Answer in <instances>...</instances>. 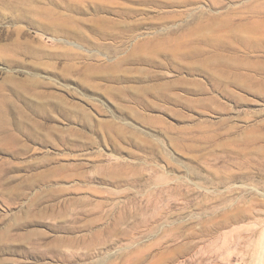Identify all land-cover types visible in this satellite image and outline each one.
Here are the masks:
<instances>
[{
    "label": "rangeland",
    "instance_id": "rangeland-1",
    "mask_svg": "<svg viewBox=\"0 0 264 264\" xmlns=\"http://www.w3.org/2000/svg\"><path fill=\"white\" fill-rule=\"evenodd\" d=\"M0 264H264V0H0Z\"/></svg>",
    "mask_w": 264,
    "mask_h": 264
}]
</instances>
